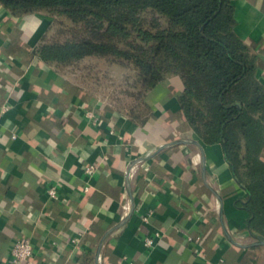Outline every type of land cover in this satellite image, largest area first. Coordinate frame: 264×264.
Here are the masks:
<instances>
[{"label":"crops","instance_id":"0c3cea01","mask_svg":"<svg viewBox=\"0 0 264 264\" xmlns=\"http://www.w3.org/2000/svg\"><path fill=\"white\" fill-rule=\"evenodd\" d=\"M232 5L234 31L256 54L264 84V0ZM48 26L45 15L15 18L0 6V264L21 238L33 244L36 264H95L101 237L129 204L126 168L141 157L129 175L133 212L106 238L100 264H264V246L225 238L219 202L204 182L221 197L223 225L241 245L255 241L247 213L235 206L246 194L221 145L203 144L185 122L180 80L149 91L152 113L136 124L33 55ZM175 140L201 145L205 181L195 145L158 151Z\"/></svg>","mask_w":264,"mask_h":264},{"label":"trees","instance_id":"16d2710c","mask_svg":"<svg viewBox=\"0 0 264 264\" xmlns=\"http://www.w3.org/2000/svg\"><path fill=\"white\" fill-rule=\"evenodd\" d=\"M12 17L52 18L33 49L63 71L101 59L133 73L124 111L136 124L151 115L146 94L177 77L188 127L205 145L220 144L236 184L235 206L248 215L253 237L264 239V84L257 56L235 33L232 0H0ZM56 27L57 36L47 39Z\"/></svg>","mask_w":264,"mask_h":264},{"label":"rangeland","instance_id":"374dc122","mask_svg":"<svg viewBox=\"0 0 264 264\" xmlns=\"http://www.w3.org/2000/svg\"><path fill=\"white\" fill-rule=\"evenodd\" d=\"M47 17L50 24L52 18ZM54 27L47 39L57 36ZM63 72L81 86L89 95L104 100L111 108L125 110L133 104L130 98L133 73L119 65L109 63L101 59H86L74 66L63 68Z\"/></svg>","mask_w":264,"mask_h":264},{"label":"water","instance_id":"95a60500","mask_svg":"<svg viewBox=\"0 0 264 264\" xmlns=\"http://www.w3.org/2000/svg\"><path fill=\"white\" fill-rule=\"evenodd\" d=\"M187 144L195 145L197 147L199 153H200V157H201V161H200V163H201V173H202L203 180L205 181V169H204L205 161H204V156H203V151H202L201 145L198 142L189 141V140H175V141H172L170 143H167V144H164V145L160 146L158 151H160L162 149H165V148L173 147V146L187 145ZM144 160H145L144 157L132 160L128 164L127 168H126V171H125L126 189H127V193H128V196H129L128 212L123 217V219L120 221V223H118L117 225H115L114 227H112L111 229L106 231L104 233V235L101 237V239H100V241H99V243L97 245V249H96V253H95V264H99L101 248H102L106 238L111 233H113L117 229L121 228L126 223V221L129 219V217L131 216V213L133 212L134 205H133V200H132L131 191H130V187H129V175H130V171H131L132 167L134 165H136L137 163L142 162ZM204 183L210 189L211 193L214 195V197L219 202V206H220V209H219V220H220V223H221V226H222V229H223V232H224V235H225V238L227 239V241H229L231 244H233L235 246H238V247H241V248H249V247H254V246H264V239H259V238H255V237H254L255 238L254 242H252L250 244H246V245L238 244V243H236L235 241L232 240L231 236L228 234V232L226 231V229H225V227L223 225L222 200H221V197L218 195V193L215 190L211 189L207 185L206 182H204Z\"/></svg>","mask_w":264,"mask_h":264},{"label":"built area","instance_id":"2783aa9c","mask_svg":"<svg viewBox=\"0 0 264 264\" xmlns=\"http://www.w3.org/2000/svg\"><path fill=\"white\" fill-rule=\"evenodd\" d=\"M88 118H93V115L89 112L86 114ZM12 138H15V134H12ZM95 171L93 166L85 167V173L91 175ZM87 191V188H84ZM49 198H55V189L51 187L47 192ZM124 215L128 212V204L124 207ZM77 239H72L71 242L76 244ZM148 245H151V240H146ZM36 256L34 252L33 244L30 240L21 238L17 239L7 250L4 263L5 264H36ZM100 264V260H99Z\"/></svg>","mask_w":264,"mask_h":264}]
</instances>
